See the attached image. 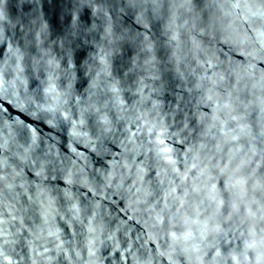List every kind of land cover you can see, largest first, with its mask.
I'll return each mask as SVG.
<instances>
[{
	"label": "water",
	"instance_id": "1",
	"mask_svg": "<svg viewBox=\"0 0 264 264\" xmlns=\"http://www.w3.org/2000/svg\"><path fill=\"white\" fill-rule=\"evenodd\" d=\"M163 5L116 0L105 24L77 0H0V264H230L264 248V25L244 22L264 0ZM73 16L97 31L65 54ZM93 84L111 131L74 137L62 113ZM30 145L62 171L17 166Z\"/></svg>",
	"mask_w": 264,
	"mask_h": 264
},
{
	"label": "snow or ice",
	"instance_id": "2",
	"mask_svg": "<svg viewBox=\"0 0 264 264\" xmlns=\"http://www.w3.org/2000/svg\"><path fill=\"white\" fill-rule=\"evenodd\" d=\"M77 3H82L83 7L88 9H93V5H97V7L93 10V16H103L104 23L107 24L109 17L108 13L105 11L106 8L114 9L116 0H77ZM119 3L121 4V11L123 12L125 9H127L129 12H135L138 9H144L145 12H150L153 15H157L159 10L164 6L163 0H119ZM235 7L240 8L242 5L240 3H237ZM77 11H79V8H77ZM143 15L142 12L140 16H137V24H143ZM260 21L262 25H264V11L261 12H253L250 16L244 17V22L248 25V29L250 31L256 32V29L253 27L257 21ZM72 24L65 30V33L60 38V48L62 49V52L65 54H69L74 47L77 45H80L81 43H88L89 37L91 36L93 39L94 33L97 31L96 26L89 27L87 24L82 23L81 19L78 16L72 17ZM103 27V26H102ZM144 27L147 28V25L144 24ZM103 31L105 33V38L110 34V26L109 27H103ZM140 34L137 33V36ZM257 43L260 42L261 39H264V32H258L256 37L254 38ZM4 43L3 39H0V44ZM261 53H264V46L261 47L259 50ZM11 54V49H10ZM248 57H253V53L249 52L247 54ZM261 59H264V55H261ZM49 65L53 63V61H48ZM66 63H68V67L65 69L66 77L69 79V83L66 89V92L69 96V99H73L71 96L70 88H71V81H70V75H71V62L66 60ZM54 71V69H50ZM51 79V77H49ZM92 87H97V85L93 84L88 89V98H79L76 99V104L79 105L78 111H65L62 113V119L64 121H68L73 126V132L72 135L78 136L85 134L83 132V127L86 124V122L92 123L93 133L95 134L96 130H99L100 136H103L105 133L110 132L111 128L109 126L110 122L108 120V117L104 114L103 109L106 107V103L102 101V99H96L95 104L92 103V98L95 96V93H92ZM48 91H54V88L50 87ZM110 91L116 92L117 89L113 86ZM60 99V97H58ZM64 103H68V101H63ZM43 111H51V109H44ZM55 111L59 112L60 108L59 106L55 109ZM73 117H76V119H73ZM24 129H27V125H22ZM99 138V137H98ZM36 137H31V143L34 145L36 143ZM160 151L163 153H167L170 151L167 148L162 147L163 141H159ZM0 150H3L4 152H8L9 148L6 144H0ZM31 152V145L29 148L24 149L22 153L17 155L16 153H13V156L15 157V160L18 162V165L20 163H25L26 161L31 163L33 167L37 168V171H35L34 175L37 178L47 179V173L52 172L53 170H56L57 172H61L62 169L60 168V164L63 163V161L57 160V158L50 157L47 154L41 159H35V160H29V153ZM59 178H64L63 176H60ZM74 180L71 175H69L67 178H65L66 184L73 183ZM227 191V189H225ZM249 254H251L252 258H255L260 261V264H264V248H261L257 250L254 244L252 243H246L243 248H237L236 254L233 255L232 252H228L227 254V261L230 262V264H237L239 261H246L250 258ZM161 255H163L161 253ZM219 255V253H217Z\"/></svg>",
	"mask_w": 264,
	"mask_h": 264
}]
</instances>
